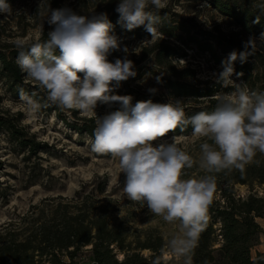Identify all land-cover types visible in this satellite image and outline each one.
Instances as JSON below:
<instances>
[{"label":"rangeland","instance_id":"1","mask_svg":"<svg viewBox=\"0 0 264 264\" xmlns=\"http://www.w3.org/2000/svg\"><path fill=\"white\" fill-rule=\"evenodd\" d=\"M11 6L12 13L0 14V54L7 60L16 63L17 49L15 41H35L47 39V32L54 26L48 25L46 20L48 6L51 9L70 8L78 15L93 13L119 14L115 11L120 0H6ZM163 7L159 10L150 7V11L171 22L184 23L189 26L190 34L201 38L202 33L212 32L225 37L235 36L239 28L234 22L221 15L206 1L200 0H162ZM41 26L44 33L41 35ZM175 36L162 34L158 29L151 37H139L136 33L125 32L113 34L118 38L120 49L112 51L108 60L115 62L123 59L127 47V58L134 63L135 77L120 82L115 81L112 87L117 95H130L131 103L151 100L153 103H167L181 100L182 107L199 105L192 98L176 97L170 93L163 82V78L177 79L200 83L201 85H218L220 92L213 98L219 102L222 97L232 95L237 86L246 87L254 92L264 84V60H254L252 75L255 85L252 87L239 79L235 73L233 82L228 84L214 83V74L222 71L223 66L217 64L213 56L201 50L197 44L191 42L185 32L178 30ZM254 41V48L261 52L264 58V40L244 36L243 41ZM171 47L174 55L163 58L158 63L156 51H151L154 43ZM15 52V53H14ZM18 67V65H17ZM19 68V67H18ZM20 70V68H19ZM194 72L195 80L184 78L188 71ZM19 83L6 81L0 77V118L5 124L12 125L18 130L30 146H22L11 135L7 128H0V225L17 222L21 219L29 221L44 210V217H48L51 209L59 202L82 203L93 205L96 211L104 212L113 225L127 229L128 239L143 238L147 233L162 238L164 246L162 259L164 264H185L183 257L174 255L168 248L171 235L179 230L178 224H168L158 216L147 210L143 202L128 200L123 192V174L118 161L110 155L93 153L90 148L95 127V119L78 110H67L56 105L42 107L36 114L26 111L20 100V89L29 91L33 99L47 104L46 93L30 80L20 70ZM159 77V82L157 78ZM149 89L156 91L150 92ZM202 99L204 103L209 98ZM119 104L111 105L98 103L95 113L103 117ZM90 127L92 132L86 131ZM12 128H10L11 130ZM174 142L187 151L197 163L192 169H186L184 178H200L206 175L198 167L200 157L201 138L192 132L159 138L155 145ZM255 162L245 166L244 171L253 166L264 163V154L257 153ZM243 171V172H244ZM243 172L237 169L223 170L215 173L216 187L231 185L236 197L246 198L249 195L264 198V183L255 177H246V183L235 180ZM244 175V174H243ZM247 175V174H245ZM218 191L214 198L218 199ZM255 220L261 227L259 243L250 251L254 257L257 251L264 252V216ZM90 246L84 247V249ZM146 255L149 252L143 250ZM121 257V255H119ZM79 264H92L89 253L85 250L81 254Z\"/></svg>","mask_w":264,"mask_h":264},{"label":"clouds","instance_id":"2","mask_svg":"<svg viewBox=\"0 0 264 264\" xmlns=\"http://www.w3.org/2000/svg\"><path fill=\"white\" fill-rule=\"evenodd\" d=\"M150 7L159 10L162 0H120L115 9L118 23L127 30L143 26L152 37L160 16ZM11 13L6 0H0V14ZM45 18L48 25L54 26L47 32V39L15 41L18 67L46 93L47 104H42L20 89L26 111L36 114L42 107L56 105L94 117L91 151L118 161L128 200L143 202L154 216L178 224L179 230L169 238L168 248L183 257L185 264H192L216 190L214 174L232 169L243 172L246 165L255 162L257 153L264 154V93L238 85L232 95L220 99L214 111L192 116L185 115L181 100L137 101L133 105L130 95L113 94V81L119 86L137 73L133 61L127 58V47L123 59L108 60L112 51L120 49V43L111 34L113 25L106 13L78 15L70 8L48 6ZM253 47L250 39L245 50L231 52L222 61V71L214 74V83L233 82L234 62H246ZM98 103H117L120 107L97 117ZM189 125L192 134L203 141L198 167L207 174L200 178H184L185 170L192 169L197 161L174 138L171 143L154 144Z\"/></svg>","mask_w":264,"mask_h":264},{"label":"trees","instance_id":"3","mask_svg":"<svg viewBox=\"0 0 264 264\" xmlns=\"http://www.w3.org/2000/svg\"><path fill=\"white\" fill-rule=\"evenodd\" d=\"M200 1H206L221 15L230 18L239 28V32L231 37L205 32L198 38L190 34L188 25H172L161 16L156 28L167 36H175L178 30L185 32L191 42L197 44L201 50L209 52L220 65L231 52L245 50L244 36L264 40V0ZM107 17L113 25L111 34L131 32L143 38L150 36L143 26L127 30L122 23H118L117 14ZM257 18L258 23L255 22ZM151 51H156L157 62L161 64L163 58L175 53L171 47L159 42L153 44ZM254 60L262 62L264 58L253 47L252 55L248 56L246 62H234L235 72L243 74L238 76L239 79L251 87L256 83L252 75ZM188 72L189 75L183 77L195 80L194 72ZM20 76L17 65L0 54V77L16 85ZM163 82L172 95L199 102V105L183 107L186 116L200 111L210 113L219 103L212 97L220 92L218 85H201L185 81L182 77H165ZM17 89L20 90V85ZM254 92L264 93V84ZM208 97L212 98L206 103L199 99ZM118 109L119 107L114 108L113 111ZM5 123L6 120L0 118V128H7L20 145L30 146L18 130H13L12 125ZM85 130L92 132L90 127ZM190 132L192 127L189 125L184 131L178 128L164 137ZM248 176L264 183V163L247 168L235 181L244 184ZM216 191L218 199L213 197L209 206L207 225L194 250L192 264H264V252L257 251L254 257L250 254L251 249L259 243L261 227L255 218L264 216V198L254 195L236 197L231 185L216 187L215 193ZM44 212L42 210L41 214L29 221L21 219L0 225V264H79L84 250L89 253L92 264H164V243L160 236L147 233L143 238L128 239L125 227L111 224L105 213L96 211L93 205L85 202H59L51 209L48 217H44ZM86 246L90 247L84 249ZM143 250L149 253L145 255Z\"/></svg>","mask_w":264,"mask_h":264}]
</instances>
